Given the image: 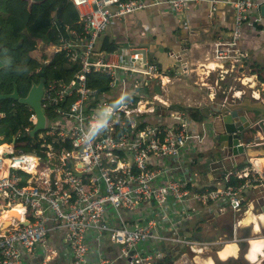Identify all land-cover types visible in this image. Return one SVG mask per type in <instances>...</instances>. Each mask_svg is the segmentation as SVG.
<instances>
[{
	"label": "built area",
	"instance_id": "obj_1",
	"mask_svg": "<svg viewBox=\"0 0 264 264\" xmlns=\"http://www.w3.org/2000/svg\"><path fill=\"white\" fill-rule=\"evenodd\" d=\"M197 1L71 0L78 20L65 25V34L46 52H63L78 70L68 80L43 77V130L28 136L37 122L28 107L27 127H17L10 141L0 135V264H24L23 254L36 250L51 253L53 234L73 264H197L198 255L211 258L212 248L226 240L188 239L184 227L209 208L223 212L229 207L239 213L243 192L251 185L262 187L258 201H263L264 156L211 160L210 178L197 182L189 166L203 139L212 144L209 130L195 131L188 108L166 109L169 124L151 123L147 116L167 103L146 88L151 82L163 87L170 80L167 75L143 61L134 46L124 49L120 60L97 54L100 37L123 17L150 5H166L184 23L188 7ZM218 2L211 0L212 11ZM230 2L233 24L229 37L214 43L216 65L200 66L206 67L207 76L217 71L221 79L233 71L252 70L239 46L243 26L250 21L264 25L259 13L264 0ZM47 61L41 59L37 76ZM93 71L108 77L107 92L88 86L87 75ZM30 86L19 95L25 96ZM5 116L0 113V119ZM100 123L105 126L93 132ZM26 138L30 140L19 141ZM247 144L264 146V136L258 133ZM221 164L226 168L215 175ZM231 174L243 182L224 184ZM9 211H19L21 218L2 229ZM109 247L116 248V257L108 255Z\"/></svg>",
	"mask_w": 264,
	"mask_h": 264
},
{
	"label": "crops",
	"instance_id": "obj_2",
	"mask_svg": "<svg viewBox=\"0 0 264 264\" xmlns=\"http://www.w3.org/2000/svg\"><path fill=\"white\" fill-rule=\"evenodd\" d=\"M147 1L151 2L153 0ZM233 15V7L230 0H219L214 11L211 10V0L193 2L188 7L186 22L184 23L172 14L168 6L150 5L123 17L119 22L113 24L100 37L97 45V54L120 60L124 55V49L129 46L145 49L146 53H150L153 56L147 60L157 63L158 69L170 79L164 83L163 87L151 82L146 88L149 92H152V90L156 91L167 103V105H157V113L147 114L149 122L169 124L171 120L167 116L166 109L176 111L193 105L196 111L194 112L195 114L193 113L195 123L193 122L192 127L195 131H199L202 134L204 130L198 124L201 116L196 109V103L203 94H208L213 99L217 98V95H225L228 87L234 88L228 85L235 81H240L241 78V81L247 85L253 84L257 86L260 83H264V25L253 21L244 24L239 46L249 58L247 60L248 63L253 64L257 59L262 60L261 63H256L259 66L260 75L252 73V71L247 72L246 70L244 72L233 71V73L226 74L221 79L218 77L217 71L211 72L207 76V74L203 73L206 67L200 68L203 65L208 67L209 64L211 66L216 65L212 60L214 43L229 37L233 24ZM106 36L117 45V49L114 52H107L109 54L99 50L101 40ZM207 62L209 63L208 65L206 64ZM186 64L190 68L185 69L184 66ZM179 70L181 71L179 72ZM239 73L245 74V76H241ZM254 75H257V77ZM260 78H262V81ZM170 85L173 87L170 88ZM241 86L246 88L244 84ZM261 86L264 89V85ZM250 89L248 87L246 90L249 91ZM234 91L236 96L244 92L238 89ZM259 94L261 95V92L252 95L259 97ZM196 126L198 130H196ZM205 132H207V129ZM208 141V139L202 140L201 151L196 157L195 163L189 166L191 175L197 182H203L208 179L206 174V172L208 173V163L218 153L215 150L213 151L215 149L213 142L210 144ZM243 159L239 158L238 161ZM231 164L233 163L231 162ZM225 168V165L221 164L214 168V174L221 173ZM261 194V186L258 184L249 186L243 192L244 200L239 213L229 207H225L223 212H219L210 208L205 210L206 208L203 206L202 210H205V212L193 223L187 225L186 228L184 227L183 233L189 232L191 239L210 242L225 239L228 231H231L232 235L228 239L230 242L237 244V254L223 259L218 255L220 248L216 249V251L210 253L214 264H256L257 256L259 257V254L263 253L264 250L258 252L255 258H248L246 252L250 248V240L257 233L264 234V213L261 211L262 206L258 201ZM257 205H259L260 211L255 210ZM248 214L255 216V219H247ZM261 214H263V218H260ZM255 220H257V223ZM234 236L236 241L232 240ZM51 242L54 245V251L48 253L42 249V251L36 250L32 254L24 253V264H73L66 256H63L65 246L59 239L58 234H53ZM241 242L247 245L248 249L246 248L247 251L245 253L244 250L241 251ZM166 249L170 251L169 247ZM241 252L242 254H240ZM107 253L109 256L116 257L117 250L115 247H109ZM168 257H170V253ZM45 259H47L46 262H44Z\"/></svg>",
	"mask_w": 264,
	"mask_h": 264
},
{
	"label": "trees",
	"instance_id": "obj_3",
	"mask_svg": "<svg viewBox=\"0 0 264 264\" xmlns=\"http://www.w3.org/2000/svg\"><path fill=\"white\" fill-rule=\"evenodd\" d=\"M77 20L78 11L71 0H0V58L4 63L0 69V93H10L16 84L22 95L31 79L35 80L36 69L44 58L48 61L41 66L38 77L68 80L78 70V64L68 62L63 52L49 56L46 47L65 34V25H74ZM116 49V43L109 37L101 40L100 51L107 53ZM258 67L255 62L251 64L252 73L260 75ZM87 84L98 92L109 90L108 77L101 72H90ZM0 113L6 114L0 119L2 141H10L17 127L25 128L29 124L28 107L12 99L0 100ZM242 181L231 174L223 183L235 185ZM231 235L229 231L228 237Z\"/></svg>",
	"mask_w": 264,
	"mask_h": 264
},
{
	"label": "water",
	"instance_id": "obj_4",
	"mask_svg": "<svg viewBox=\"0 0 264 264\" xmlns=\"http://www.w3.org/2000/svg\"><path fill=\"white\" fill-rule=\"evenodd\" d=\"M260 16L264 18V3L259 7ZM140 54L142 60L151 59L153 56L146 53L145 49L136 50ZM153 63V62H152ZM157 65V63H153ZM4 66L0 58V69ZM181 70H179L180 72ZM43 77H39L38 81L32 82L27 94L20 96L17 85L15 84L10 93H0V100L12 99L21 104L30 107L37 116V122L28 132V136L33 138L37 132L43 130L45 126V110L40 106V99L43 93ZM156 89H158L156 87ZM196 109L201 116L199 122L202 130L207 128L208 136L212 142L219 144V152L212 157V160L222 157L223 155L231 158L241 156H264V146H249L247 143L251 141L255 135L264 136V100L255 101L253 105L246 106L242 101L229 103L227 95H217V98H210L208 94H203L196 103ZM247 111L256 114V118H250ZM211 117V118H209ZM246 145V146H245ZM205 174V172H204ZM206 174L210 178L209 172ZM264 212V198L259 200ZM11 212V211H9ZM13 212V211H12ZM8 219L3 220L2 229ZM191 239V234H185ZM247 249L244 250V253ZM216 263V261H215ZM256 264H264V254H260Z\"/></svg>",
	"mask_w": 264,
	"mask_h": 264
},
{
	"label": "bare ground",
	"instance_id": "obj_5",
	"mask_svg": "<svg viewBox=\"0 0 264 264\" xmlns=\"http://www.w3.org/2000/svg\"><path fill=\"white\" fill-rule=\"evenodd\" d=\"M211 66V65H210ZM1 148V147H0ZM15 216H17V219L21 218V213L19 211H13ZM264 213V212H263ZM260 218H263V214L260 215ZM247 219H255V216L252 214H248ZM257 223V220H255ZM250 248L246 252V256L248 258H255L257 256L258 252H262L264 250V237H254L250 240ZM249 247V246H248ZM237 244L235 242H224L222 247L218 250V255L220 258H227L228 256L231 255H236L237 254ZM260 254H264L260 253ZM259 254V255H260ZM259 257L257 256L256 260H258ZM200 260V259H199ZM202 264H214L213 259L207 258V259H201L200 260Z\"/></svg>",
	"mask_w": 264,
	"mask_h": 264
},
{
	"label": "rangeland",
	"instance_id": "obj_6",
	"mask_svg": "<svg viewBox=\"0 0 264 264\" xmlns=\"http://www.w3.org/2000/svg\"><path fill=\"white\" fill-rule=\"evenodd\" d=\"M38 55H39V53H38ZM40 63H41V61H40ZM240 80V79H239ZM241 80H242V78H241ZM235 81L234 83H232V84H229L228 86H232V87H234L232 90L234 91V89H238V90H240V91H244V90H246V89H248V87H250L251 89L249 90V92H251L252 94H257V92H261V96L263 97V100H264V89L262 88V86L261 85H257V86H255V85H253V84H250V85H247V84H245V83H243L242 81ZM228 82V81H227ZM245 85V87L246 88H242V86L241 85ZM170 88H172L173 86L172 85H170L169 86ZM169 88V89H170ZM230 90H231V88L230 87H228L227 88V91H226V94L227 93H229L230 92ZM231 90V91H232ZM246 91H248V90H246ZM235 92V91H234ZM199 95V94H198ZM188 109H189V111L191 112V113H194L196 110H195V108L193 107V105H190L189 107H188ZM195 114V113H194ZM30 140V138H26L25 140H19L20 142H26V141H29ZM260 204V203H259ZM261 205V204H260ZM260 208H259V205H257V207H255V210L256 211H260L259 210ZM254 213H256V212H254ZM8 219L9 220V222L8 223H6L5 224V226L4 227H6V226H8L9 225V223H10V221L11 220H18L17 219V216H15V214L11 211V212H8V214H7V216H5L4 217V219ZM228 233H229V231H228ZM261 236H264V234L263 233H260V234H258L257 233V235H255L254 237H261ZM230 238V237H229ZM224 240H226L225 242H229L230 240L228 239V235H226V238L224 239ZM246 242V241H245ZM242 243V242H241ZM222 245H223V243H218L217 245H216V247H213L212 248V250H216V249H219V248H221L222 247ZM241 247V251H243V250H245L246 248H247V245H246V243H243V246H240ZM214 254V253H213ZM240 254H242V252L240 253ZM207 254L206 253H204V254H202V255H198L197 257H196V260H198V262H200V263H202L200 260L202 259H207ZM200 259V260H199Z\"/></svg>",
	"mask_w": 264,
	"mask_h": 264
},
{
	"label": "flooded vegetation",
	"instance_id": "obj_7",
	"mask_svg": "<svg viewBox=\"0 0 264 264\" xmlns=\"http://www.w3.org/2000/svg\"><path fill=\"white\" fill-rule=\"evenodd\" d=\"M37 77L38 76L36 75L35 80L34 79H31L30 84L32 82H35V81L37 82V79H39ZM231 90H230L229 93L225 94V97L227 95V99L229 100V103H232V102L236 103L237 101H242L243 104H245L246 106H248L250 104L253 105V103L255 101L261 102L262 99H263V97L260 94H259V97H254L252 95V93H250L249 91H244V92H242V94H240V95L237 94V96H236V94L234 93V91L233 90L231 91ZM247 114H248V116L250 118H253V117L256 118V114L253 113V112H251V111H247ZM213 144H214V147H215V149H213V151L215 150L216 152H219V144L216 143L215 141L213 142Z\"/></svg>",
	"mask_w": 264,
	"mask_h": 264
},
{
	"label": "clouds",
	"instance_id": "obj_8",
	"mask_svg": "<svg viewBox=\"0 0 264 264\" xmlns=\"http://www.w3.org/2000/svg\"><path fill=\"white\" fill-rule=\"evenodd\" d=\"M38 78H39V77H38ZM37 81H38V79H37ZM104 126H105L104 123H100V124L97 125L92 131H93V132L99 131L100 128H102V127H104Z\"/></svg>",
	"mask_w": 264,
	"mask_h": 264
}]
</instances>
